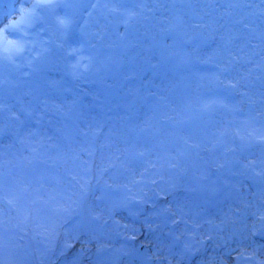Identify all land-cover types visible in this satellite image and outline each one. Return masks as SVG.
I'll return each instance as SVG.
<instances>
[{
    "label": "rangeland",
    "instance_id": "1",
    "mask_svg": "<svg viewBox=\"0 0 264 264\" xmlns=\"http://www.w3.org/2000/svg\"><path fill=\"white\" fill-rule=\"evenodd\" d=\"M113 6L93 87L0 85V264H264V0Z\"/></svg>",
    "mask_w": 264,
    "mask_h": 264
},
{
    "label": "bare ground",
    "instance_id": "2",
    "mask_svg": "<svg viewBox=\"0 0 264 264\" xmlns=\"http://www.w3.org/2000/svg\"><path fill=\"white\" fill-rule=\"evenodd\" d=\"M116 1L124 0H53L49 7L37 6L45 0H0V42L6 36L23 49L18 54L0 52V85H62L70 90L83 81L93 87L87 73L97 66V48L101 53L108 44L124 49L132 25L134 9L123 6L117 10ZM18 22V30L11 27ZM105 25L110 34L99 35L96 28ZM30 90L39 97L42 89L34 86ZM87 99L93 100L92 96ZM69 118L68 133L73 131V115Z\"/></svg>",
    "mask_w": 264,
    "mask_h": 264
},
{
    "label": "snow or ice",
    "instance_id": "3",
    "mask_svg": "<svg viewBox=\"0 0 264 264\" xmlns=\"http://www.w3.org/2000/svg\"><path fill=\"white\" fill-rule=\"evenodd\" d=\"M53 0H45L44 3H41L37 5L38 7H49L51 6ZM32 13H28L27 16H31ZM25 19V17H22V20ZM61 24H65V21L61 20ZM18 24L17 25H12L11 27L14 28L15 30H18ZM22 47L20 46L19 42H13L12 40H9L8 37H4L3 41L0 42V52L5 53V54H13V53H20L22 52ZM234 86V85H233Z\"/></svg>",
    "mask_w": 264,
    "mask_h": 264
}]
</instances>
